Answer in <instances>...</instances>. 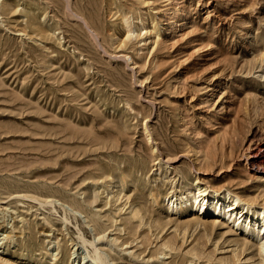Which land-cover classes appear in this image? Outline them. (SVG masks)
I'll list each match as a JSON object with an SVG mask.
<instances>
[{
    "label": "rangeland",
    "instance_id": "rangeland-1",
    "mask_svg": "<svg viewBox=\"0 0 264 264\" xmlns=\"http://www.w3.org/2000/svg\"><path fill=\"white\" fill-rule=\"evenodd\" d=\"M195 179L264 209V0H0V264H258Z\"/></svg>",
    "mask_w": 264,
    "mask_h": 264
},
{
    "label": "bare ground",
    "instance_id": "bare-ground-1",
    "mask_svg": "<svg viewBox=\"0 0 264 264\" xmlns=\"http://www.w3.org/2000/svg\"><path fill=\"white\" fill-rule=\"evenodd\" d=\"M86 23H84V25H86ZM255 156H256V153H255ZM196 179L193 182H194V186L198 187L199 184ZM191 193H193V195L191 196V198H188L189 194ZM179 195H180L179 197L173 196V195L169 196L168 198L166 197V201H164L166 212L167 210L172 211V212L174 211L175 213H178L180 211H185L184 210L186 208L185 206L192 200V207L190 208L193 209L194 211L192 214L193 221H196V222L202 221V220H205V218H207L212 222L218 221L220 222V224L230 222L232 225V228L233 227L237 228L238 232L240 231V234L243 236L244 240L240 241V247L242 248V250H245L255 245L261 257L258 264H264V209L262 208V206L257 207L254 211L248 210L246 206V202H242L238 198L237 195H234L230 193L229 191H225L224 193H222V192H217L214 190H207L206 188H201V187H198L197 189L195 188V192H194V189L192 190V187H187L185 190V193L183 192L182 194H179ZM30 199L34 201L36 200L35 198H32V197ZM47 201L45 203L50 202V201L48 202ZM60 203L61 202L58 201V204ZM138 214H139V211L137 209L136 210L133 209L131 211V215L133 217H136ZM172 242H174L173 239H172ZM172 242L170 240H167L163 242V246L171 247ZM173 247H172V250L174 249ZM200 254L202 255V252L199 253V255L197 254L199 258L201 256ZM189 255H191V253ZM195 256L193 254V256L191 257L196 258ZM199 258L197 257V259ZM92 260L95 262V264L102 263V259L99 253H96L95 256L92 258ZM226 262H228V260Z\"/></svg>",
    "mask_w": 264,
    "mask_h": 264
}]
</instances>
